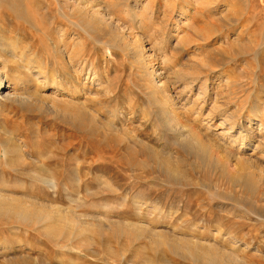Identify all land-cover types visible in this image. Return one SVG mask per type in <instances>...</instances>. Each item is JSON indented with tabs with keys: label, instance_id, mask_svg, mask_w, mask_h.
<instances>
[{
	"label": "rangeland",
	"instance_id": "374dc122",
	"mask_svg": "<svg viewBox=\"0 0 264 264\" xmlns=\"http://www.w3.org/2000/svg\"><path fill=\"white\" fill-rule=\"evenodd\" d=\"M149 1L143 0V6ZM155 1L162 3V7L158 9L159 19L151 32L155 31L154 41L163 45L168 60H172L164 66L169 70L164 71V77L170 90L172 88L171 94L183 122L203 142L223 145L236 158L224 170L221 164L212 165L203 160L201 153L196 154L186 147L185 139L166 131L163 123L157 124L154 114L152 124L148 123L147 116L155 107L136 86L135 70L121 59L111 64L106 51L96 49L98 72L91 76L95 86L89 94L102 104L93 108L106 125L107 111H116V116H121L117 126L138 136L142 145L136 147L132 155L123 152L114 159L100 156L98 147L91 145V160L83 163L84 149L81 152L78 146L67 145L71 141L69 136L75 133L60 120L55 109L41 112L14 101L0 102L3 209L18 212L26 209L34 219L24 222L13 215H0V264H208L202 262L204 245H212L219 252L235 257L240 260L239 264H264V127L252 113L246 112L254 104L257 87L264 84V75L260 76L257 87L248 85L245 72H241L242 65H238L236 72L240 73L242 81L238 95L229 101L226 79L220 84L209 81L206 93L199 83L184 84L187 78L209 69L203 61L206 60V56L203 58L205 50L199 47L216 39V47L222 49L225 56L235 59L239 57L233 56L234 51L249 44L248 35L264 40V0H175V5L174 0H170L171 4L169 0ZM165 2H169L168 5ZM200 3L212 10L208 13L214 22L206 21L203 14L198 16L207 10L200 7ZM148 5L150 8L151 4ZM163 6H168L166 15ZM17 27L16 22L0 21V36L4 40H16L17 46L23 49L31 43L25 33H33L34 29L27 26L16 30ZM148 28L140 32L147 33ZM193 30L198 36L194 33L191 36ZM52 33L56 34V40L60 37L56 28ZM144 37L147 53L152 54L153 44ZM42 46L43 43L38 42L36 51L46 58ZM179 46L183 52L177 51L182 50ZM52 53L49 60L55 62L56 51ZM155 54L161 55L157 49ZM154 63L156 68L161 64ZM250 63L260 74L256 60L250 57ZM2 66L5 67L0 60V68ZM191 69L196 73H190ZM7 70L5 73H9ZM54 70L52 67L50 72ZM180 74L187 76L182 75L183 80ZM28 78L29 75L17 83L15 93L20 94L27 88L36 90L35 85L26 83ZM109 81L117 86L120 96L117 103H106ZM39 93L49 105L53 104L52 98H63L49 89H41ZM129 97L135 99L133 105ZM242 104L246 109L240 118L237 111ZM60 106L56 105L58 109ZM231 114L236 117L230 118ZM213 151L215 159L226 161L222 150H217L220 153L217 155L215 148ZM51 172L55 173L53 185L38 178ZM41 214L51 215L52 222L47 226L35 222L34 216Z\"/></svg>",
	"mask_w": 264,
	"mask_h": 264
},
{
	"label": "bare ground",
	"instance_id": "6f19581e",
	"mask_svg": "<svg viewBox=\"0 0 264 264\" xmlns=\"http://www.w3.org/2000/svg\"><path fill=\"white\" fill-rule=\"evenodd\" d=\"M142 1L143 0H0V21L10 20L12 22H16L18 24L16 30H23L27 26H31L34 29L33 33H25V35L27 34L29 37V40H31V43L23 49H20L17 46L16 40H4L2 36H0V60H2V64L5 65L4 68L3 66L0 68V102L14 101L26 108H29L30 110H38L41 112H45L46 110L52 111L55 109L54 111H57L60 120L74 130L75 134L73 137L69 136L71 141H69L67 145L73 147L78 146V148L81 149V152L84 149L83 160H81L83 163L91 160L89 157V147L91 145L98 147L97 150L99 155L107 157V159H114L116 154L123 152L126 154L131 153L130 155H132L135 153L136 147H140L142 145L138 136L135 137L127 129L117 126L118 121L121 120V116H116V111H107L109 114V120L107 119V125L104 124L98 116L99 113L93 108L97 106L99 107L100 104H102V101H94L91 99L92 96L90 97L89 94L93 89L92 86H95L94 80H92L91 76L93 74L95 76L96 71L98 72V50H105L107 55L112 59L110 60L111 64L114 62L117 64L121 59L123 62L129 63L135 70L136 86L142 93H145L149 103L155 107L154 111H151L152 113L147 116L148 123L152 124V114H154L155 122L157 124L163 123L162 125L166 131L185 139L184 143L186 144V147L194 150L196 154L201 153L203 160L206 162L210 161V164L212 165L221 164L224 170L228 169L230 162L236 158V155L231 154L230 150L225 148L223 145L211 146L209 143L203 142L202 138H200L186 122H183L184 118L180 112H178L171 94L172 88L170 90L168 81H166L164 77V71L168 69V66L167 68L164 66L172 60H168L169 57L167 56L165 49H163V45L154 41V37L156 35L155 31L154 33L151 32L152 27L155 25L154 22L157 23L156 20L159 19L160 10L158 11V9L162 7V3L156 4L155 0H148V4H151V7L149 8L148 4L143 6ZM174 2L175 0L173 1V4L175 5ZM165 3V5H168L167 3L169 2ZM171 3L172 2L170 1L169 4ZM201 5L202 6L200 7L202 8L207 7L206 4L205 7L203 6V3ZM210 6L211 5H209V7ZM163 7L166 8V10L164 9L163 11V14L166 15L168 12V6ZM170 9L172 10V7ZM170 9L168 10L170 11ZM205 10L206 9H204L201 14L197 15L201 16L203 14L206 21L208 20L209 22H212L213 20H210L211 16L208 13L210 10L208 7L207 10ZM171 12L170 14H173V12ZM168 17L170 18L171 16L168 15ZM164 20L166 23L167 19L165 17ZM210 25L209 27L211 28ZM234 25L236 24L234 23ZM230 26L232 27V25ZM147 27L150 28L147 29L149 30L148 32L146 30L147 33L140 32V30ZM193 27L194 26L191 28ZM54 28L57 29V35L60 36L57 40L55 37L56 34L52 33ZM161 33H163V30ZM193 33L194 30L192 31L191 36H193ZM194 34H197L198 36L197 32ZM188 35H190V33H188ZM144 36H147L149 42L153 44V49L151 50L152 54L148 55L147 53L146 46L144 44ZM206 36L203 37L207 38ZM250 36H247V42H249V44H246L241 48L238 47L239 49L234 51L233 56L239 57L235 59H233L234 57L232 56H225L221 51L222 49L216 47L218 41L216 39L212 40L211 43L205 45L204 47H199L198 44L197 46L201 48V50L202 48L205 50H202L203 53H206V55L203 54V58L206 56V60L203 61L205 64L207 63L206 65H208L209 69L204 71L198 68L197 70H201V72L197 71L198 73H196L194 72L196 70L194 69V67L196 68L195 65L192 68L194 71L191 69L193 72L191 71L190 73L196 74H194V76L189 74L192 76L191 78H187L184 84L186 86H190L193 83L195 84V82L199 83L201 84L203 91L206 93L209 81L213 84L215 81H219L220 84L223 82V79H226L227 86H229L227 95V101H229L238 95L242 77L240 73H237L236 71L237 66L242 65L241 72H245L244 74H246V76H244L248 78V85L253 84L257 87L260 82V76L264 75V40L261 41L257 38V36ZM199 37V39H202V36ZM193 38H195V35ZM157 39L158 38H156V40ZM182 39L183 38H181L180 43H182ZM196 39H194L195 42L198 41L200 43V41H196ZM188 40L191 42V37ZM209 40H211V38ZM202 41H205V39ZM38 42L43 43L42 48L46 52V58L44 57L45 59L38 51H36V49H38V47H36ZM206 42L207 41H205V43ZM218 43H220V41ZM180 46L179 48H181ZM182 47L183 49L186 48H184L183 45ZM175 48L178 49L177 47ZM156 49L161 55L157 56L155 54ZM183 49H178L177 51L183 52ZM53 50L56 51L57 56V61L55 62L49 60L53 55ZM201 50L200 52L202 53ZM225 53L227 54V52ZM41 54H43V51ZM43 56L45 55L43 54ZM154 56L158 57V61H156L157 59H155ZM250 57L256 60L260 74L255 72L256 68L253 69L250 63ZM154 62L161 63L158 64L160 67L158 66L156 68ZM106 66H108V72H110V63L108 62V65ZM52 67L55 68L53 73L50 72ZM106 68L104 67V69ZM5 69L9 73H5ZM168 71L169 70H167V72ZM185 74L180 75L185 76ZM28 75L29 78L26 83L28 85H35L38 92H36V90L28 91L27 88L20 94L15 93L18 86L17 83L23 81ZM181 76L180 78H183V76ZM231 79H233V81ZM243 81L245 80L243 79ZM6 83L8 85H6ZM108 84V87H105L106 92L104 91L105 94H108V97H105L107 100L106 103H110L112 101L118 102L120 96L119 93H117V86L115 88L113 83L110 81ZM259 86L260 87H257L255 91L256 95L254 104H251L246 112L252 113V116L257 119L261 126L264 127V84H260ZM6 89L7 91L5 92ZM41 89H49L55 96L61 95L63 98L59 100L54 97L52 98L53 104L49 105L44 99V96L39 93ZM64 93H66V95L68 94L69 97H65ZM126 93L127 92H125L124 95H126ZM123 97L124 96L122 95L121 99ZM134 100V98L132 99L129 97L130 105L134 104ZM56 105L61 106L58 109ZM244 106L245 105L242 104L241 107L238 108L237 114L239 113L240 118H242V114L246 109V106ZM130 108L131 107L128 108L129 111ZM121 114L124 115V112L122 111ZM134 114L135 113L132 115ZM234 115L231 114L230 118L236 117ZM226 119H228V117H226ZM122 120L125 121V119ZM128 121H130V119ZM155 122H153V125L156 124ZM234 124L236 123L234 122ZM234 124H231V126H234ZM94 135L97 136L95 139H93ZM214 148L216 149V155L220 154L217 153V150L219 152L222 150L224 155H226L225 162L215 159L213 151ZM54 175L55 173L51 172L47 176H39L38 178L42 179L40 181L45 184L53 185ZM3 198V195H0V215L5 214L7 217L13 215L20 221L33 222L34 219L30 215L31 212L28 213L29 210L22 209L19 212L15 209L13 211H4V202H2ZM34 217L36 220L35 222L45 226L50 224L53 220L49 214L35 215ZM203 247L206 248V251H202V262L207 261L208 264H223V261H225L224 263L226 264H239L240 260L238 261L235 257L230 256L227 253L219 252V250L212 245H204L202 248ZM215 249L216 251L212 252ZM198 259H200L199 256Z\"/></svg>",
	"mask_w": 264,
	"mask_h": 264
}]
</instances>
